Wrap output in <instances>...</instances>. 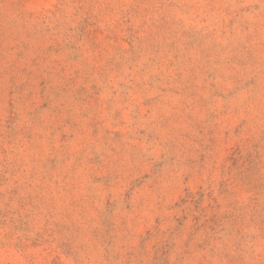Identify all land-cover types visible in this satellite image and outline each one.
<instances>
[{
	"label": "rangeland",
	"instance_id": "obj_1",
	"mask_svg": "<svg viewBox=\"0 0 264 264\" xmlns=\"http://www.w3.org/2000/svg\"><path fill=\"white\" fill-rule=\"evenodd\" d=\"M0 264H264V0H0Z\"/></svg>",
	"mask_w": 264,
	"mask_h": 264
}]
</instances>
